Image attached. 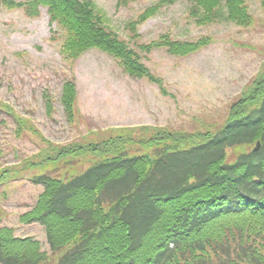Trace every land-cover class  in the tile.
<instances>
[{
	"label": "trees",
	"instance_id": "trees-1",
	"mask_svg": "<svg viewBox=\"0 0 264 264\" xmlns=\"http://www.w3.org/2000/svg\"><path fill=\"white\" fill-rule=\"evenodd\" d=\"M134 1L119 0V5ZM177 1L156 0L129 23L133 35L136 26ZM188 1L189 16L198 25L215 22L220 5L236 26L252 23L247 0ZM259 1L264 8V0ZM2 2L8 9H23L30 18L46 8L62 37L65 59L74 61L97 49L117 60L128 76L162 88L140 55L107 27L104 12L92 0ZM209 42L163 36L139 48L150 52L163 47L171 55L186 56ZM44 99L50 114L51 98ZM76 100L74 81H64L59 101L69 122L75 119ZM133 132L137 130L94 143L49 144L42 161L47 166H63L88 154L100 161L82 173L69 172V179H34L44 191L20 221L44 227L50 254L33 238L16 237L2 227L0 264H264V71L214 134L153 130L136 141ZM256 142L261 143L258 152L245 149ZM135 144L150 153L128 154L127 147ZM230 149L241 150L229 162Z\"/></svg>",
	"mask_w": 264,
	"mask_h": 264
},
{
	"label": "rangeland",
	"instance_id": "rangeland-1",
	"mask_svg": "<svg viewBox=\"0 0 264 264\" xmlns=\"http://www.w3.org/2000/svg\"><path fill=\"white\" fill-rule=\"evenodd\" d=\"M92 1L104 12L107 27L161 80L165 93L146 78L129 77L117 60L97 49L73 62L63 59L62 37L49 24L46 8L30 18L23 9H8L0 3V107L9 105L19 121L30 120L24 124L27 127H20L0 109V174L10 171L0 175V227L12 228L17 236L34 237L48 254L44 228L37 223L22 224L19 218L42 192L41 186L31 182L33 175L42 173L41 168L31 166L49 144L60 147L100 142L122 129H136L132 134L136 141L148 138L153 130L214 134L226 125L242 88L264 71V8L259 0L246 1L252 17L246 28L227 20L223 5L215 22L198 25L188 14L190 3L181 0L136 26L135 35L129 23L156 0L127 5H119V0ZM163 36L177 42H210L186 56L171 55L163 47H153L150 52L139 48ZM70 79L78 91L76 117L71 123L59 104L62 84ZM45 96L53 100L51 116ZM240 150L227 151L229 162ZM127 151L130 155L150 153L137 144ZM93 161L92 156L71 158L63 166L48 167L46 174L66 179L69 172H80Z\"/></svg>",
	"mask_w": 264,
	"mask_h": 264
}]
</instances>
